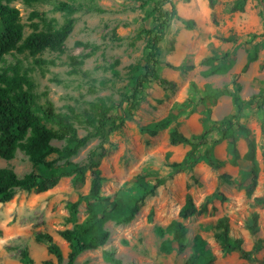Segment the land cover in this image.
<instances>
[{"label": "rangeland", "instance_id": "1", "mask_svg": "<svg viewBox=\"0 0 264 264\" xmlns=\"http://www.w3.org/2000/svg\"><path fill=\"white\" fill-rule=\"evenodd\" d=\"M139 1L48 0L27 5L18 0L11 4L19 11L23 38L34 31L32 24H38L36 32H52L63 25L65 16L53 10L54 4L68 2L83 7L73 15V30L60 51L45 50L35 56L12 51L0 64L8 75L15 68L33 83L34 111L39 116L49 102L57 114L72 123L80 137L92 131L85 124V115L94 113L101 101L113 115L122 116L123 125L108 131L103 144L94 138L68 161L83 166L101 155L97 157L102 178L100 196L110 201L131 200L132 184L140 175L165 179L142 202L131 222L106 223L107 243L81 253L74 264H111L104 261V252L113 253L121 264H184L193 255L196 236L209 247L212 264H264V68L260 66L264 49L259 50L257 61L241 72L247 51L264 41V0H246L241 10L234 9L236 0H215L213 4L209 0H172L181 21L174 20L168 26L159 44L157 67L159 78L170 85L146 84L138 100L125 102L123 94L131 93L129 67L140 62L145 53V41L136 38L137 32L154 26L152 20L143 21L147 8H139ZM34 13L38 16L32 17ZM190 20L195 27L186 30L182 21ZM206 58H214V65L231 59L234 64L224 75L204 77L202 73L209 67L201 62ZM73 60L82 64L76 66ZM233 80L241 86L240 97L246 102L239 122L254 141L253 161L249 140L243 133L232 134L239 156L234 165L229 156L230 142H218L220 135L211 129L207 144L193 152V162L180 170L171 167L182 163L191 151L187 145H171V132L198 137L212 123L234 114L229 97L202 100L207 89H231ZM51 145L60 151L65 141L53 140ZM207 156L218 163L209 165ZM57 159V152H52L45 160ZM62 163L56 161V165ZM0 168H10L19 177L38 171L19 150L11 160L0 159ZM252 168L254 188L247 197L246 189L253 179L243 176ZM91 178L88 170L78 188L65 177L43 193L16 191L11 201L0 203V264H20L23 248L35 264H57L46 245L35 241L38 233L51 235L62 252L61 264H67L68 244L57 233L72 227L67 222L66 204L89 194ZM187 197L196 209L205 205L206 213L180 218ZM85 210V200H81L78 223L86 217ZM222 219L226 220L228 235L241 239L243 250L252 252L250 260L242 259L238 252L222 251L214 237V227ZM174 222L183 229L184 248L180 252L173 235L165 232ZM257 243L259 249L255 250ZM163 245L169 252L162 250Z\"/></svg>", "mask_w": 264, "mask_h": 264}, {"label": "trees", "instance_id": "2", "mask_svg": "<svg viewBox=\"0 0 264 264\" xmlns=\"http://www.w3.org/2000/svg\"><path fill=\"white\" fill-rule=\"evenodd\" d=\"M15 1L18 0H0V64L4 56L12 51H26L31 56H35L45 50L60 51L73 30V15L80 12L83 8L81 5L58 2L53 5V10L63 13L65 16L63 25L52 32H36L38 24H32L34 31L23 38V26L20 23L19 11L11 5ZM22 1L27 5H31L48 0ZM209 1L210 4H213L215 0ZM245 1L236 0L234 9L241 10ZM139 2V8H147L143 21L152 20L154 26L152 29L142 28L137 32L136 38L145 41V53L140 62L129 67L131 93L128 91L129 94H123V101L125 102L138 100V93L146 84L160 82L161 84L170 85L166 80L160 79L157 72V67L160 65L159 44L164 40L166 30L172 21H181L178 17L175 3L172 0H140ZM94 10L100 12L99 9ZM91 11L93 9H86V12ZM37 16L36 13L32 14V17ZM42 22L44 21L42 20ZM182 23L186 30H192L195 27L194 22L191 20L182 21ZM260 49H264V41L247 51L245 63L241 68L242 73L246 72L250 64L257 61ZM226 57H229V55H226ZM214 60V58H206L201 62L202 65L209 67L208 70L202 73L204 77L224 75L234 64L231 59L226 63L214 65ZM73 63L76 66L82 64L81 61L74 60ZM260 66L264 68V62ZM74 72L77 71L74 70ZM33 89L34 85L26 75H20L15 68L13 69V74L8 75L0 67V159L11 160L14 158L15 152L19 150L33 167L38 169L37 172L32 171L19 177L10 168H0V203L11 201L16 191L43 193L52 188L59 179L65 177H70L72 186L78 188L84 183L85 173L89 170L92 176L89 194L85 197H80L76 202H68L66 204L69 215L67 222L71 223L72 227L57 233L68 244L67 264H74L81 253L95 250L107 243L109 232L104 227L106 223L127 224L131 222L142 202L148 196L153 195L155 189L165 183V179L148 174L138 176L132 184L134 196L128 201H122L120 198L110 201L108 197L100 196L102 178L98 171L99 161L97 157L101 155L94 156L83 166L68 160L94 138H99L101 144H103L106 141L108 131H113L123 125L122 116L113 115L110 107L101 101L95 106L96 111L94 113L85 115V124L90 126L92 131L80 137L72 123L62 115L57 114L49 102L39 111L41 116L34 111L35 95ZM240 91L241 86L235 80L232 81L231 89L227 86L221 89H207L202 100L215 101L222 96L229 97L235 112L229 118L223 119L218 123H212L209 129L198 137L187 138L177 131L171 132L169 137L171 145H187L191 147V151L186 155L185 160L180 164L173 163L170 165L171 167L180 170L189 161L193 162V152L207 144V136L211 129L216 130L220 135L218 142L220 140H228L230 142L229 156L231 163L234 165H236L239 156L232 134L236 131L243 133L249 140L251 160L253 161L254 141L248 129L239 122L246 105V102L240 97ZM263 133L264 130L262 131ZM53 140L65 141V145L60 151H55L52 147L51 142ZM52 152H57L58 159L46 161V157ZM207 154L210 155V152ZM60 160L63 163L56 165V161ZM205 160L211 166L218 163L210 156H207ZM255 176L254 168L243 176L244 179H253L246 189L247 197L252 195ZM223 178L227 184H230V180L226 176H223ZM81 200H85L86 203V217L82 222L78 223V208ZM206 211L205 205L196 209L191 198L187 197L179 216L182 219H187L194 215H202ZM254 219H256V216H254ZM214 228L216 230L214 234L215 240L223 252H238L242 259L250 260L252 252L243 250L241 239L232 238L228 235L225 219L220 220ZM158 232L163 234L164 231L158 229ZM165 232L173 235L178 251H182L184 244L181 224L171 223L167 226ZM35 241L45 244L48 253L55 257L57 264L62 263V252L54 243L51 235L38 233L35 236ZM254 249H259L258 243ZM162 250L167 253L170 249L163 245ZM103 259L107 263L121 264L120 260L116 259L114 254L110 252H104ZM19 263L35 264L26 248L20 250ZM212 263L213 257L206 242L199 236L194 237L193 255L184 264ZM42 264L54 263L44 261Z\"/></svg>", "mask_w": 264, "mask_h": 264}]
</instances>
